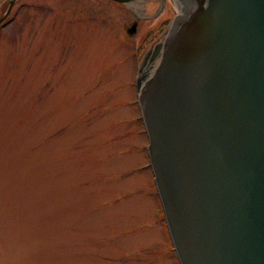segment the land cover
Masks as SVG:
<instances>
[{"label": "rangeland", "instance_id": "1", "mask_svg": "<svg viewBox=\"0 0 264 264\" xmlns=\"http://www.w3.org/2000/svg\"><path fill=\"white\" fill-rule=\"evenodd\" d=\"M153 1L135 14L110 0H14L4 12L0 0V264H177L137 168L132 49Z\"/></svg>", "mask_w": 264, "mask_h": 264}, {"label": "water", "instance_id": "2", "mask_svg": "<svg viewBox=\"0 0 264 264\" xmlns=\"http://www.w3.org/2000/svg\"><path fill=\"white\" fill-rule=\"evenodd\" d=\"M180 1L139 88L171 238L181 264H264V0Z\"/></svg>", "mask_w": 264, "mask_h": 264}, {"label": "flooded vegetation", "instance_id": "3", "mask_svg": "<svg viewBox=\"0 0 264 264\" xmlns=\"http://www.w3.org/2000/svg\"><path fill=\"white\" fill-rule=\"evenodd\" d=\"M165 1L166 0H156V2L154 3L158 6L156 10V14L152 15L151 17L148 16L149 17L148 19L152 18L154 23L147 30L144 39H141L137 48L140 51H145L147 41L151 43L150 46L152 48L150 53L145 54V58L148 61L151 59L153 52L157 50V47L165 38L169 29V23L177 11V4L174 0H172L175 5L174 8L172 6L169 8L168 2ZM162 13L164 14L162 15ZM139 19L140 18H138L137 20L138 22L137 25L139 24Z\"/></svg>", "mask_w": 264, "mask_h": 264}, {"label": "bare ground", "instance_id": "4", "mask_svg": "<svg viewBox=\"0 0 264 264\" xmlns=\"http://www.w3.org/2000/svg\"><path fill=\"white\" fill-rule=\"evenodd\" d=\"M143 0H135L128 4V7L134 11L135 13H142L144 12V9L141 8ZM5 10V9H4ZM152 74V71L150 72V75Z\"/></svg>", "mask_w": 264, "mask_h": 264}]
</instances>
